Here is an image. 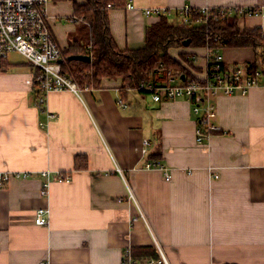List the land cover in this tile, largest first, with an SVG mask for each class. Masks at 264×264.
<instances>
[{"label": "crops", "instance_id": "obj_1", "mask_svg": "<svg viewBox=\"0 0 264 264\" xmlns=\"http://www.w3.org/2000/svg\"><path fill=\"white\" fill-rule=\"evenodd\" d=\"M130 1L131 9L109 11L120 50L145 46L147 28L160 21L146 9L264 7V0ZM85 2L48 5L63 50L78 34L79 24L71 21L75 3ZM238 25L264 32V15L240 18ZM170 53L181 62L182 53L189 56L190 78L205 77L206 47ZM222 53L227 64L255 59L251 48ZM4 68L0 173L12 178L0 188V264H122L128 246L157 244L169 264H264V86L217 98L216 123L225 134L212 135L205 148L196 141L197 116L187 100L156 103L131 92L123 108L117 103L122 82L106 79L81 97L53 91L40 109L29 64L9 58ZM149 161L164 164L172 178L147 169ZM45 171L51 182L42 195ZM58 173L71 180L56 181ZM39 208L50 209L48 226L35 223Z\"/></svg>", "mask_w": 264, "mask_h": 264}, {"label": "built area", "instance_id": "obj_2", "mask_svg": "<svg viewBox=\"0 0 264 264\" xmlns=\"http://www.w3.org/2000/svg\"><path fill=\"white\" fill-rule=\"evenodd\" d=\"M51 0H0V70L9 60V56L18 53L32 68L30 86L37 88L41 93V104L46 103L47 94L53 91H70L81 97L83 89L71 77L62 71L64 60L63 49L57 42L53 30L49 24L48 5ZM133 3L128 2L127 8H133ZM200 13V21L208 24L210 21L218 22L227 20L229 17L248 18L264 15V7H226L199 9L190 6L181 7L178 10L176 23L179 26L187 25L193 18V12ZM172 13L167 9H146L145 15H156ZM75 22L74 19H71ZM207 48V47H206ZM208 49V48H207ZM206 75L203 79L185 78L184 81L173 71H167L157 83L147 82L140 84L135 90L141 94L149 95L156 103L169 100L185 99L193 104V112L197 116L196 141L205 146V142L212 136L213 131H220L217 118L216 100L220 96H230L236 93H246L253 87L264 86V74L262 71L250 72L246 64H227L222 52L214 54V60L207 53ZM119 106L127 108L129 104L120 96L117 100ZM206 127L208 133L204 132ZM150 142L145 140L141 152L146 155ZM147 169H158L162 171L167 180L172 176L168 168L161 162L149 161ZM116 172L126 180L121 169ZM46 178L41 194L47 195L50 187V174L42 173ZM24 178L27 174H24ZM217 177V176H216ZM12 178L11 173H0V188L7 185ZM59 182H69L70 175L58 173L55 178ZM128 198L137 204L136 196L128 187ZM142 217L144 214L139 208ZM34 221L38 226H48L50 223V209L39 208L35 212ZM157 248L162 256L159 263L169 264L161 247ZM41 264H46L43 262ZM122 264H139L133 256V248L128 246L123 255Z\"/></svg>", "mask_w": 264, "mask_h": 264}, {"label": "trees", "instance_id": "obj_3", "mask_svg": "<svg viewBox=\"0 0 264 264\" xmlns=\"http://www.w3.org/2000/svg\"><path fill=\"white\" fill-rule=\"evenodd\" d=\"M130 0H86L82 5L75 3V20L79 24L78 34L71 36L69 46L63 50L62 71L82 88L99 89L103 81H121L120 93L124 101L142 83H157L167 71H173L182 81L190 78L189 69L194 63L187 54L182 53L179 61L171 56L170 50L184 47H207L210 60L214 54L225 48H251L255 59L246 63L250 72L262 71L264 74V32L262 29H241L238 19L229 17L224 21H210L203 24L200 13L193 12V18L185 26L176 23L178 10L162 14L160 21L147 28L145 46L140 49L120 50L110 31L109 11L127 8ZM190 40L188 46L185 41ZM72 55L91 56V62L70 60ZM238 64V63H235ZM0 71H6L3 68ZM184 76V79L182 78ZM41 93L36 91V104L40 109ZM204 132L208 133L206 127ZM224 131H213L212 135H223ZM70 175V174H65ZM133 256L139 264L159 263L162 256L156 246L133 249Z\"/></svg>", "mask_w": 264, "mask_h": 264}, {"label": "rangeland", "instance_id": "obj_4", "mask_svg": "<svg viewBox=\"0 0 264 264\" xmlns=\"http://www.w3.org/2000/svg\"><path fill=\"white\" fill-rule=\"evenodd\" d=\"M9 58H10V61H12V62H16L17 64H19V65H21V66H26L27 65V63H26V60L24 59V57H22L20 54H18V53H13V54H11L10 56H9ZM183 64H184V62H183ZM15 66H18V65H15ZM184 66H186L185 64H184ZM187 67V66H186ZM182 100H185V99H182ZM188 101V100H187ZM191 105H192V110H193V104L190 102V101H188ZM194 113V112H193Z\"/></svg>", "mask_w": 264, "mask_h": 264}, {"label": "water", "instance_id": "obj_5", "mask_svg": "<svg viewBox=\"0 0 264 264\" xmlns=\"http://www.w3.org/2000/svg\"><path fill=\"white\" fill-rule=\"evenodd\" d=\"M190 43V40L185 41L184 45L188 46ZM70 60H80V61H86V62H91L92 58L91 56L88 55H72L69 57ZM64 60H60L62 63ZM184 79V76L182 77ZM142 264H147V263H142Z\"/></svg>", "mask_w": 264, "mask_h": 264}]
</instances>
